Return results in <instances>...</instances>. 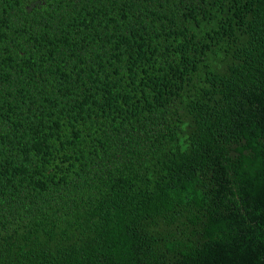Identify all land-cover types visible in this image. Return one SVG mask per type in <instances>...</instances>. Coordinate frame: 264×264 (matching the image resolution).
I'll list each match as a JSON object with an SVG mask.
<instances>
[{
  "label": "trees",
  "instance_id": "trees-1",
  "mask_svg": "<svg viewBox=\"0 0 264 264\" xmlns=\"http://www.w3.org/2000/svg\"><path fill=\"white\" fill-rule=\"evenodd\" d=\"M0 264H264V0H0Z\"/></svg>",
  "mask_w": 264,
  "mask_h": 264
}]
</instances>
